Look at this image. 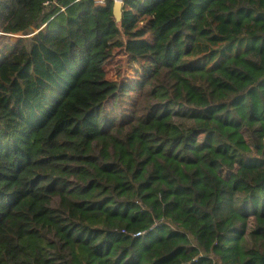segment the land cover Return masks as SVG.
Returning a JSON list of instances; mask_svg holds the SVG:
<instances>
[{
    "label": "trees",
    "instance_id": "1",
    "mask_svg": "<svg viewBox=\"0 0 264 264\" xmlns=\"http://www.w3.org/2000/svg\"><path fill=\"white\" fill-rule=\"evenodd\" d=\"M112 7L0 0V264H264V0Z\"/></svg>",
    "mask_w": 264,
    "mask_h": 264
},
{
    "label": "rangeland",
    "instance_id": "2",
    "mask_svg": "<svg viewBox=\"0 0 264 264\" xmlns=\"http://www.w3.org/2000/svg\"><path fill=\"white\" fill-rule=\"evenodd\" d=\"M144 23L145 22H142L140 26L144 25ZM21 37H23V35H10L8 38H2L0 40V54L4 53L1 51L5 47L11 46V43L15 42L16 39ZM146 39H149L148 36L146 37ZM114 54L115 55L112 60L105 66L107 79L120 82L123 79L138 78V70L140 71L139 65H141L142 63L137 60H130L127 55L122 54V52H120V50L118 49L115 50ZM137 95L138 94L136 93V91L129 92V94L127 96H124L123 98V100L125 101L122 102V100H120L119 102H117V106L113 111L112 106L110 107V105H107L109 106V108H107L106 106L107 113L112 112V115L115 116V111H117V115H120V113L122 114L125 107H127L133 101V98L137 97Z\"/></svg>",
    "mask_w": 264,
    "mask_h": 264
},
{
    "label": "water",
    "instance_id": "3",
    "mask_svg": "<svg viewBox=\"0 0 264 264\" xmlns=\"http://www.w3.org/2000/svg\"><path fill=\"white\" fill-rule=\"evenodd\" d=\"M122 7L123 1L114 2L112 7L113 19L117 24L121 23L122 20Z\"/></svg>",
    "mask_w": 264,
    "mask_h": 264
},
{
    "label": "built area",
    "instance_id": "4",
    "mask_svg": "<svg viewBox=\"0 0 264 264\" xmlns=\"http://www.w3.org/2000/svg\"><path fill=\"white\" fill-rule=\"evenodd\" d=\"M118 1L122 2L123 0H113V3H114V2H118ZM94 2H95L97 5H100V4H103L104 0H94ZM45 5L48 6L49 3H45Z\"/></svg>",
    "mask_w": 264,
    "mask_h": 264
},
{
    "label": "crops",
    "instance_id": "5",
    "mask_svg": "<svg viewBox=\"0 0 264 264\" xmlns=\"http://www.w3.org/2000/svg\"><path fill=\"white\" fill-rule=\"evenodd\" d=\"M101 5V4H100Z\"/></svg>",
    "mask_w": 264,
    "mask_h": 264
}]
</instances>
